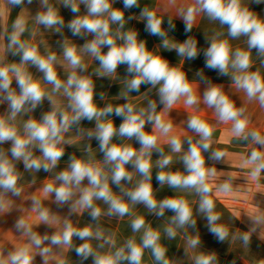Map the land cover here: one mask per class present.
Returning <instances> with one entry per match:
<instances>
[{"label":"clouds","instance_id":"1","mask_svg":"<svg viewBox=\"0 0 264 264\" xmlns=\"http://www.w3.org/2000/svg\"><path fill=\"white\" fill-rule=\"evenodd\" d=\"M27 2L31 4L32 0ZM42 2L47 5L48 0H42ZM79 2L86 5L87 15L77 16L67 27L74 36L84 34L94 36L80 51L94 56L105 75L114 73L119 65H126L127 73L133 76L127 82L128 92H138L142 84L153 87L159 84L160 103L165 108H171L182 96L186 97L184 103L187 106L198 103V97L194 94L185 75L174 68H169L167 63L159 57L148 53L144 43L137 41L134 32L121 37L124 40L122 45L116 44L111 34L110 22L119 23L122 28L124 17L121 11L111 8L110 0H79ZM10 3L19 6L24 3V0H10ZM123 3L125 8L131 9L137 5V0H123ZM64 6L73 14L79 13L77 0H64ZM198 12H204L210 19L227 25L228 34L233 39L242 35L246 36L249 49L248 51L237 49L233 53L227 40H214L204 53L205 67L216 71L221 76H228L229 68L235 70L232 75L235 85L246 93L249 100L256 99L261 106H264V77L258 71H248L251 67V49H256L259 55L264 56V21L257 19L247 8H242L240 0H195L194 5L188 7L183 15L186 32L191 30L192 21ZM144 14L147 16L146 31L154 36H163L161 20L156 19L154 13L147 10ZM36 19L39 24L48 28L64 24L63 19L51 6L47 7V11L38 14ZM12 27L13 31L8 36V48L14 49V55H20L21 62L0 66V102L7 103L10 113L7 118H0V144L11 142L9 151L12 159L22 160L27 170L42 169L45 172H51L64 155V148L61 146L65 143L63 134L73 126L78 127L82 120H88L96 123L93 130L86 132V136L90 140L95 139L100 152L103 153L102 165L90 160L70 157L68 169L61 171L55 177L59 185L46 184L43 189L45 195L53 193L59 204L70 206V211L90 210L89 215L93 220H97L101 215V209L95 205L94 201L102 200L109 206L108 215L123 217L130 214V202L132 205L143 204L157 216H163L165 210L172 211L175 213L172 223L177 227L194 225L193 211L186 199L156 200L151 182L152 155L155 152L160 155V159L155 162V167L160 169L156 175L157 182L160 185L166 184L172 189L195 191L200 197L199 211L205 214L209 222V231L222 242L227 236V231L222 226L215 225L219 216L213 212L214 202L210 198L211 187L207 182L210 177L215 176L216 169L206 168L205 158L202 155V151L207 152L210 149L212 127L199 117L192 116L188 121V127L198 135L199 139L195 143L191 138L186 141L188 148L180 156L184 172L166 171L165 169L173 163V157L164 153L159 143L160 137H168L167 143L172 153L182 152V141L178 136H169L172 132V124L162 119L161 114H156L155 102L150 101L147 109L142 108L139 111L131 103L115 108L112 105H107L103 109L98 108L94 102L93 81L87 76L77 74L76 70L85 71L86 65L74 45L64 46V58L73 71L66 82H62L57 78L54 69L56 55L52 53L42 57L35 45L20 40L21 34L25 31L24 18H17ZM105 46L108 47V51L102 53L101 49ZM177 51L179 55L189 59L197 56L195 41H186L178 46ZM28 63L36 66L44 74V79L53 85L54 92L63 90L71 111L67 112L54 107L51 111L42 114L39 121L29 119L24 124V135L21 136L13 123L16 116L25 111V105H30L31 109L35 110L48 96L40 83L34 81L25 70L24 65ZM13 78L16 80L19 93L11 87ZM204 101L209 107L215 109L220 121L233 123L232 131L235 137L264 146V135L255 130L248 131L249 121L243 115L245 109L236 108L220 88H209L204 93ZM113 115L122 120L118 128L112 119H104ZM146 122L153 125L152 134L144 131ZM117 135L129 140L134 139L139 143L140 148L137 150L132 145L112 143L113 137ZM34 144L38 145L42 158L34 157L30 151V147ZM222 156L223 153L218 151L211 154V158L216 160ZM127 165H131L135 174L139 176L130 189L123 187V183L131 184L134 180V173L128 171ZM244 166L251 168L254 178L258 177L264 170V152L253 149L244 161ZM18 178L12 160L0 151V189L19 195V189L16 187ZM85 180L88 182L87 186L82 187ZM109 181L121 189L123 196H117L112 192ZM219 189L224 192L230 191V182H224ZM77 192L79 196L74 199ZM123 197H127L128 201H125ZM39 203L34 201L39 210L38 218L41 221H47L49 213L47 209L39 208ZM254 223H264V216H256ZM131 227L133 232L145 229V219L137 216L132 220ZM17 228L30 235V243L10 253L7 260L0 261V264H31L33 245L39 249L40 255L50 251L48 247H41L45 241L50 240L53 245L67 247L71 244L73 236L85 241L103 238V233L99 230L93 232L90 227L76 229L70 222L65 223L62 232L51 237H41L32 233L23 219L18 221ZM166 231L169 238L175 237L176 231L173 227H168ZM159 238L158 232L146 228L140 245L130 239L114 253L95 255L94 264H121L123 260H127L129 264H141L143 250L147 248L152 249L158 261L163 260L164 249L158 243ZM243 239L247 242L248 236L245 235ZM111 242L110 238L105 240V243ZM197 243L196 239L190 241L192 246ZM76 253L87 260L93 255V248L90 243L85 242L76 249ZM212 259L213 257L200 256L197 257L196 264H210ZM164 264L168 262L164 260Z\"/></svg>","mask_w":264,"mask_h":264},{"label":"crops","instance_id":"2","mask_svg":"<svg viewBox=\"0 0 264 264\" xmlns=\"http://www.w3.org/2000/svg\"><path fill=\"white\" fill-rule=\"evenodd\" d=\"M79 13L73 14L69 8L64 6V0H48L45 5L42 0H32L29 4L27 0L19 6H14L10 0H0V66L8 64H20V55L13 54V50L8 48V36L13 31V24L17 18L23 17L25 20V31L21 34L20 40L28 44L35 45L38 53L42 57L54 53L57 57L54 69L57 78L66 82L69 74L73 71L69 63L64 58V46L74 45L82 56L85 71L77 69V74L87 76L94 84V102L98 108L103 109L107 105L121 106L126 103L134 105L137 111L147 109L149 102L156 103V114H161L162 119L172 124V132L169 136H178L182 141V152L172 153L167 143L168 137L161 136L159 143L166 155H172L173 163L165 169L166 171L184 172L183 163L180 156L187 150L188 138L195 143L199 137L188 127V121L192 116H197L208 123L213 134L210 139V149L202 151L205 158L206 168H215L216 174L208 179L211 187L210 198L214 202V214L219 216L215 225L222 226L227 231V236L221 242L210 231L209 222L205 214L199 211L200 197L195 191L187 189H172L169 186L160 185L156 180V175L160 169L155 167V162L160 159L158 153H153L152 162V186L153 193L157 201L164 199H186L192 208V219L195 224H188L184 227H177L172 223L175 215L170 210H165L163 216H157L150 212L143 204L132 205L130 202V214L123 217L108 215V205L102 200L94 201L95 205L101 209V215L97 220H93L89 215L90 210L77 209L70 211L68 204H59L53 193L45 195L43 189L48 183L58 186L59 182L55 177L61 171L67 170L70 164V157L82 160H90L103 164V153L99 150L98 142L95 139H88L86 132L95 128V121L82 120L80 125L73 126L64 133V141L61 146L64 148V155L59 160L56 168L51 172L27 170L22 160H13L9 149L11 142L0 144V151L8 155L12 160L15 171L18 174L16 187L19 195L12 192H5L0 189V261H5L8 255L18 248L30 243V235L17 228V223L23 219L30 227L31 232L41 237L62 232L66 222H70L74 228L82 229L90 227L93 232L97 230L103 233V238L90 240H80L73 236L69 246L53 245L50 240L45 241L41 247H48L50 251L45 255H40V251L34 245L31 255V264H94L95 255H106L114 253L118 248L123 247L128 240H134L138 245L142 243V237L146 228H151L159 233V245L164 249L163 260H157L151 248L143 250L141 264H196L197 257H213L210 264H264V223H254L256 216H264V170L258 177H253L251 168L244 166V161L251 151L256 149L264 152V146L249 142L246 145L234 144L232 139L233 123H225L218 119L214 108L209 107L204 101V93L211 87L220 88L221 92L228 97L236 108H244V116L248 118V131H259L264 135V106H261L256 99L249 100L246 93L238 88L232 75L235 70L229 68L228 76H221L216 71L205 67L204 53L214 40H227L232 52L237 49L248 51L247 37L240 36L233 39L228 34V26L222 25L218 20L210 19L204 12H198L190 31H185L184 13L188 7L193 6L195 0H137V5L131 9L124 7L123 0H110L111 8L123 13V27L119 23H111L110 29L117 45H122L121 39L125 34L134 32L138 42H143L146 51L152 56L159 57L166 62L169 68H174L182 72L186 80L193 88L194 94L198 97V103L187 106L184 101L186 97L180 99L171 107L165 108L160 103L158 89L160 85L142 84L138 92H128L127 82L133 78L127 73L126 65H119L116 71L110 75H105L100 68L99 61L87 52H81L83 46L91 41L92 34L74 36L67 25L77 16L87 15V7L80 3ZM241 7L247 8L257 19L264 21V0H240ZM51 6L63 19L64 24L53 27H45L37 22V15L47 11ZM152 12L156 19L161 20V31L163 36H154L146 31L147 16L144 14ZM106 18V17H105ZM186 41H195L197 56L189 59L178 54L177 48ZM108 47L101 49L106 53ZM251 67L248 71L259 72L264 77V56L259 55L256 49L250 50ZM25 70L31 75L34 81L40 83L41 87L48 94L43 103L35 110L30 105H25V111L19 113L13 123L18 129V133L24 135V124L29 119L39 121L42 114L51 111L54 107L70 112L68 98L63 90L53 91V85L44 79V74L34 65L28 63L24 65ZM12 89L19 93V88L15 78L12 80ZM125 94L127 98L125 99ZM50 97V98H49ZM10 115L6 102H0V118H7ZM112 119L118 128L122 123L121 118L116 116L105 117ZM144 131L153 133V125L146 122ZM112 143L117 145H132L137 150L140 145L137 141L129 140L119 135L114 136ZM90 149V150H89ZM34 157L42 158V153L38 145L30 147ZM222 152L219 159L211 158L212 152ZM128 171L134 173L133 183H123L125 189L134 186L139 179L131 165L126 166ZM108 170L107 168L105 169ZM230 182L231 190L220 191L219 186L224 182ZM87 180L82 187L87 186ZM112 192L117 196H123L121 189L109 181ZM79 192H77L78 198ZM128 201L127 197H123ZM34 201H39V208L47 209L49 219L41 221L38 207ZM36 209V210H34ZM137 216L145 219V229L133 232L131 222ZM173 227L176 235L169 238L166 229ZM247 235V242L243 237ZM111 239V243L105 240ZM192 239L198 240L195 246L190 244ZM88 242L93 248V255L87 260L78 256L76 249L81 244ZM121 264H129L127 260Z\"/></svg>","mask_w":264,"mask_h":264},{"label":"water","instance_id":"3","mask_svg":"<svg viewBox=\"0 0 264 264\" xmlns=\"http://www.w3.org/2000/svg\"><path fill=\"white\" fill-rule=\"evenodd\" d=\"M232 142H233L234 144L246 145V144H248L250 141H245L243 138L235 137V138L232 139Z\"/></svg>","mask_w":264,"mask_h":264}]
</instances>
